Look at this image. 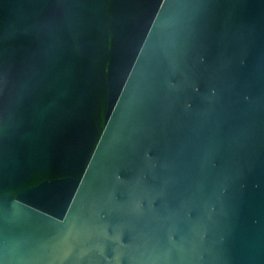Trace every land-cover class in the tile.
<instances>
[{"label": "water", "instance_id": "95a60500", "mask_svg": "<svg viewBox=\"0 0 264 264\" xmlns=\"http://www.w3.org/2000/svg\"><path fill=\"white\" fill-rule=\"evenodd\" d=\"M0 264H264V0H0Z\"/></svg>", "mask_w": 264, "mask_h": 264}]
</instances>
